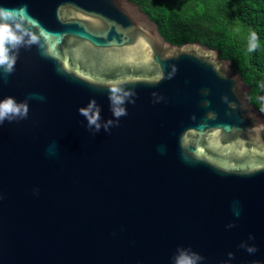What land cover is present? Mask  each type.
<instances>
[{
	"label": "water",
	"instance_id": "95a60500",
	"mask_svg": "<svg viewBox=\"0 0 264 264\" xmlns=\"http://www.w3.org/2000/svg\"><path fill=\"white\" fill-rule=\"evenodd\" d=\"M0 8V101L28 109L0 126V264H264V113L230 59L131 0Z\"/></svg>",
	"mask_w": 264,
	"mask_h": 264
},
{
	"label": "trees",
	"instance_id": "16d2710c",
	"mask_svg": "<svg viewBox=\"0 0 264 264\" xmlns=\"http://www.w3.org/2000/svg\"><path fill=\"white\" fill-rule=\"evenodd\" d=\"M173 44L198 42L230 59L264 113V0H131Z\"/></svg>",
	"mask_w": 264,
	"mask_h": 264
},
{
	"label": "clouds",
	"instance_id": "9594fccd",
	"mask_svg": "<svg viewBox=\"0 0 264 264\" xmlns=\"http://www.w3.org/2000/svg\"><path fill=\"white\" fill-rule=\"evenodd\" d=\"M19 10H9V9H2L0 8V68H3V70L6 73H11L14 64L15 59L9 55V47H5V44H15L20 42V38H18L16 35L10 33V28L7 23H4L9 16H12ZM27 105L26 104H18L14 98L8 97L4 101H0V126L4 124L5 120H8L11 122V117L13 116H22L27 117ZM80 114L84 116H88V113L86 110L81 109ZM117 116L122 114V110L120 112L115 113ZM98 115L95 119L89 118L90 124H95L96 120L98 119ZM99 128V125H97V129ZM237 216H239V211H236L235 213ZM249 253H255L257 251L256 248L250 247L247 249ZM197 259H202L197 256ZM187 264H193L192 260H187Z\"/></svg>",
	"mask_w": 264,
	"mask_h": 264
}]
</instances>
